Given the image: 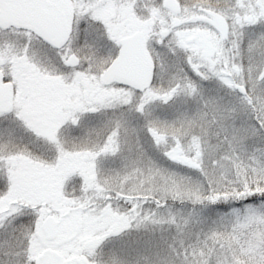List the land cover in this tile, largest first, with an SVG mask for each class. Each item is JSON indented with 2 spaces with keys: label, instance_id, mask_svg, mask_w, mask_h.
I'll use <instances>...</instances> for the list:
<instances>
[{
  "label": "snow or ice",
  "instance_id": "obj_1",
  "mask_svg": "<svg viewBox=\"0 0 264 264\" xmlns=\"http://www.w3.org/2000/svg\"><path fill=\"white\" fill-rule=\"evenodd\" d=\"M0 264H264V0H0Z\"/></svg>",
  "mask_w": 264,
  "mask_h": 264
}]
</instances>
